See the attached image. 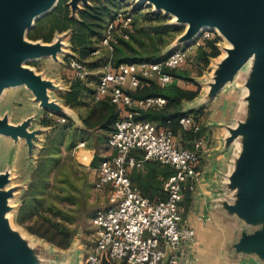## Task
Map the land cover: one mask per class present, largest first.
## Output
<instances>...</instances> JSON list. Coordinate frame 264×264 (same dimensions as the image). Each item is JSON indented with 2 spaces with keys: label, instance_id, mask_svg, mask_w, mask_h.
<instances>
[{
  "label": "rangeland",
  "instance_id": "rangeland-1",
  "mask_svg": "<svg viewBox=\"0 0 264 264\" xmlns=\"http://www.w3.org/2000/svg\"><path fill=\"white\" fill-rule=\"evenodd\" d=\"M116 1V7L107 18L116 12H123L130 17L131 42L133 45H143L147 49L144 53L145 57L154 54L155 58L161 60L175 49L186 45L192 47L186 64L181 68L187 71L190 79L184 82L185 85H191L194 88L198 86L200 91L198 97L205 100L209 90L208 85L217 72L220 61L225 55V49L229 47V43L219 33L221 31L206 29L209 30L210 36L213 34L212 37H218L215 47L219 54L215 57L209 56L207 64L204 65L203 62L196 60L199 47L204 46V38L199 34L191 40L184 39L188 29L187 23L178 20L171 13L156 7L149 1ZM89 4L91 0H87L86 5ZM84 6L82 3L79 4L76 16ZM27 33L28 31L25 35L26 39L32 42L51 44L59 36L64 43L56 56L48 55L24 64L44 79L50 80L54 86L56 85V88L48 89L51 101L64 100L63 95L69 90L67 77L71 76L68 58L76 56L70 49L67 35L69 31L58 33L48 42L31 39ZM193 45L197 47L193 48ZM204 48L206 49V46ZM107 53H103L104 57L90 56L88 58L89 73L83 79L87 87L98 82L104 62L109 57ZM258 64L256 57H251L237 71L234 78L212 96L209 103L205 100L206 114L203 117L206 128H212V131L216 132L222 130L221 124L235 127L254 120L255 110L250 104L251 89L248 84L255 81L253 73ZM54 115L56 114L52 110L42 107L32 92L24 86L7 87L0 93V117L7 118L15 125L29 120L28 130L33 133L29 142L25 138L15 139L0 135V175L9 173L11 177L7 188L11 191V197L7 199L11 211H7V217L13 234L20 239L18 240L21 250L34 258L32 264H63L68 261L70 264H81L93 245L74 247L69 245L67 248H59L30 233L26 228L27 222L22 221L36 211H40L42 215L70 231L72 239L79 232L83 240L89 237L85 209L89 189L87 183L93 182L99 160L95 165H92V161L88 165L79 163L74 157V152L80 149L76 142L78 139L81 140L80 135H76L72 125L67 123L68 118L64 123H58ZM44 120L48 123L44 124ZM244 139V136H239L233 140V143L225 142L223 147L209 141L207 150L200 159V171L203 177L208 179L228 176L225 174L227 161L233 158L235 164L239 162ZM175 141L179 148H184L181 147L179 136H175ZM191 149L194 150L196 147ZM219 149L222 150V154L219 153ZM93 190L95 191L94 188ZM220 194L224 197L226 194L229 195V198L224 200L225 204L231 203L233 200L231 197L238 201L244 195V187L239 183V186H234L232 190L224 193L221 191ZM263 218L248 222L236 212L232 219L235 225L232 229L229 225V237L224 239L225 244L235 245L243 234L261 231L264 228ZM179 224L183 225V221L181 220ZM258 263L264 264V259H258ZM104 264H107V261Z\"/></svg>",
  "mask_w": 264,
  "mask_h": 264
},
{
  "label": "built area",
  "instance_id": "built-area-1",
  "mask_svg": "<svg viewBox=\"0 0 264 264\" xmlns=\"http://www.w3.org/2000/svg\"><path fill=\"white\" fill-rule=\"evenodd\" d=\"M130 33V17L123 12L112 14L105 21L99 47L93 55H98L101 49L111 53L118 40L128 39ZM199 34L203 38L210 37L206 29ZM191 48L186 45L175 49L157 61L120 63L116 67L105 64L94 90V101L107 95L119 107L157 109L164 106V97L134 98L128 91L138 87L140 77L155 79L161 86L172 83L173 77L164 69L184 64ZM68 66L79 79H84L89 73L76 56L68 58ZM54 117L58 123L66 121L64 116ZM179 124L184 130H200V125L191 115L182 116ZM202 143V139L196 141L197 149ZM107 145L113 154L99 162L94 189L108 191L109 205L93 218L97 238L82 264H104L107 258L119 264H186L189 261L187 247L194 246L196 232L179 224L180 205L184 187L193 190L195 185L198 150L179 148L169 128L157 129L152 121H135L130 116L120 117L115 122L107 137ZM133 150L143 152L141 160L135 158ZM150 159L173 168L164 182L165 199L154 202L146 200L127 175L128 169L139 167L142 161Z\"/></svg>",
  "mask_w": 264,
  "mask_h": 264
},
{
  "label": "water",
  "instance_id": "water-1",
  "mask_svg": "<svg viewBox=\"0 0 264 264\" xmlns=\"http://www.w3.org/2000/svg\"><path fill=\"white\" fill-rule=\"evenodd\" d=\"M54 1L0 0V93L7 87L24 86L42 107L62 116L56 100L51 101L48 93V89L56 88V85L22 64L27 58H31L29 62L48 55L54 57L61 50L64 43L59 36L51 44L32 42L25 36L37 19L54 9L59 0L53 4ZM142 1H149L188 23L184 37L186 40L193 39L192 36L202 24H209L217 26L221 36L229 43L208 85L205 100H210L231 81L251 57L258 60L259 64L253 73L255 81L248 84L251 89L250 104L255 110L254 120L228 128V143L239 136L245 137L239 162H234L228 177L229 190L241 183L244 195L238 201L231 197V203L225 204L224 201L221 206H224L227 214L233 216L238 212L248 222L259 220L264 217V0ZM81 3L86 6L87 0L68 1L71 16L76 17ZM42 11V14L35 16ZM29 123L28 120L15 125L7 118L0 117V135L25 138L29 142L33 137V133L28 130ZM10 182L9 173L0 175V264H32L34 258L21 250L20 239L13 234L8 217L3 216L4 212L11 211L7 203L11 197V191L7 189ZM231 248L235 254L253 255L256 260L264 259V228L255 233L243 234L238 243L231 244Z\"/></svg>",
  "mask_w": 264,
  "mask_h": 264
},
{
  "label": "crops",
  "instance_id": "crops-1",
  "mask_svg": "<svg viewBox=\"0 0 264 264\" xmlns=\"http://www.w3.org/2000/svg\"><path fill=\"white\" fill-rule=\"evenodd\" d=\"M196 47L197 45H193V48ZM134 71L137 72V69L134 68ZM173 83L182 88L195 89L193 86L191 87V85H185L184 80L175 79L173 80ZM96 85L97 82L91 87L88 85V90L84 91L74 105L66 104L64 100L60 102L56 101L62 111V116L69 119L67 123L72 125L76 135H80L81 137L80 139L82 142H80L81 140L79 139L76 141L78 143L77 147L80 149L75 150L74 157L79 163L85 165L91 163L95 156L98 160H100L101 158L109 157L113 154V151L106 144V139L111 131L104 130L101 126L87 128L82 122V118L88 114L90 107L92 106L91 93L95 90ZM199 94L200 91H198V94L191 100H180L177 107L169 109L168 114L180 111L186 115L193 116V111L200 109L204 110L205 100L204 98H199ZM207 102L209 103L210 100ZM117 108L119 110L120 117L130 116L133 119L140 111L146 110L136 109L129 106H121ZM205 114L206 113L204 112V115ZM203 116L199 117L201 134L196 138V140H194L192 146V148H194V146L196 147V141L198 139L203 140L202 145L198 149L196 147L199 153V160L197 164L198 175L194 179L195 185L193 190H189L187 187H184L182 201L184 204L181 203L180 205L181 220L183 221V225L193 228L196 232L194 246L187 245V256L189 261L186 264H259L258 260L255 259V256L235 254L231 245L225 244L224 239L229 237V225L232 229L235 222L232 220L233 216L229 213L228 215L223 208L224 206H221L224 200L229 198V195L226 194L224 197L220 193L221 191L224 193L231 189L229 188L230 179L228 177L234 168V159L230 158L227 161L225 174L228 176H218V178L208 179L204 178L202 172L200 171V159L203 157V153L206 152V146L209 141L214 142L216 146L220 145V147H223L225 142L227 143L229 135L228 128L233 126L229 124H221L222 126L220 127L222 130L214 132L212 131V128L209 129L205 127V119ZM80 143H83V145L80 146ZM231 143H233V141ZM132 153L138 160H141L143 157L141 156L143 155L141 150H133ZM219 153L222 154L221 149H219ZM171 170L173 172V168L171 166L150 159L142 161L139 167L128 169L127 174L133 187L146 200L154 202L165 199L166 193L163 186L166 179L172 174L170 173ZM94 174L96 173L94 172ZM186 188L189 191L188 200H186L185 195ZM87 198L86 216L88 218L86 220V225L89 226V237L83 240L80 232L75 234L70 243L73 247L76 245L95 244L97 238V227L93 224V218L98 211L106 209L109 205L108 191L105 189L103 191H94L92 187L88 189ZM91 249L89 251H91ZM106 261L107 264H119L117 261H112L109 258L105 260V263ZM63 264H70V262L68 261Z\"/></svg>",
  "mask_w": 264,
  "mask_h": 264
},
{
  "label": "trees",
  "instance_id": "trees-1",
  "mask_svg": "<svg viewBox=\"0 0 264 264\" xmlns=\"http://www.w3.org/2000/svg\"><path fill=\"white\" fill-rule=\"evenodd\" d=\"M68 0H60L57 6L48 14L37 19L28 30V37L31 39H41L45 42L51 41L52 38L61 32L69 31L68 39L70 49L75 53L76 58L81 61L87 69L88 58L91 56L104 57L105 49H101L98 55H93L95 49L99 47V40L102 37L104 24L108 14L116 7V0H91V4L84 6L77 12V16H71ZM213 36V34H212ZM204 38V46L199 47L196 60L201 61L204 65L208 62V57H215L219 54L215 47L218 37ZM132 34L128 39L120 38L114 46L109 57L104 64L110 63L112 67L118 66L120 63H137L140 61H157L154 54L145 57L147 49L143 45H133L131 42ZM135 39V38H134ZM206 46V49L204 48ZM108 54V53H107ZM190 54V53H189ZM189 56V55H188ZM188 59V57H187ZM187 60L184 64H186ZM103 64V65H104ZM184 64L183 67H184ZM102 65V66H103ZM182 65L174 69H164L171 74L173 80H190L186 70L181 69ZM89 71V69H88ZM67 77L69 81V90L63 95L66 104L74 105L78 98L88 90L85 80L74 76ZM99 78V77H98ZM99 80V79H98ZM198 86L195 89L182 88L173 82L161 86L155 79H145L140 77L138 87L129 90L128 93L134 98H146L149 96H161L166 99V104L157 109H146L134 116L135 121H152L156 124L157 129L169 128L174 136L180 138L181 147L191 149L194 140L201 134V130L194 132L192 130H184L179 124V119L186 115L183 112H175L168 114L172 107H177L180 100H191L198 94ZM92 106L86 116L82 118V122L87 128L101 126L104 130H113L115 122L120 118L117 105L110 101L109 96L104 95L97 101H94V91L91 93ZM167 114V115H166ZM194 120L199 124V117L204 115V110L193 111ZM44 124L48 121L44 120ZM107 144V139H106ZM133 154V153H132ZM143 156V155H141ZM107 157L101 158L99 162ZM95 156L92 165L97 163ZM98 162V163H99ZM98 165V164H97ZM172 173V170L170 171ZM128 175V174H127ZM89 189L94 188V182L87 183ZM188 189H185L186 200H188ZM87 209V206L85 207ZM84 209V210H85ZM49 211V210H48ZM27 222L28 231L50 244L59 248H67L71 243V232L61 225L57 224L51 218L42 215L40 211H36L30 217L23 219Z\"/></svg>",
  "mask_w": 264,
  "mask_h": 264
},
{
  "label": "bare ground",
  "instance_id": "bare-ground-1",
  "mask_svg": "<svg viewBox=\"0 0 264 264\" xmlns=\"http://www.w3.org/2000/svg\"><path fill=\"white\" fill-rule=\"evenodd\" d=\"M55 1H56V0H55ZM55 1L53 2V4L55 3ZM53 4H52V5H53ZM43 12H44V11H42V12L36 14L35 16H38V15L42 14ZM35 16H34V17H35ZM175 18H176V17H175ZM186 25H188V23H187ZM205 29H215V30L220 31V29H219L217 26H215V25L202 24V25L196 30V32L194 33V35H193L192 37H196L197 35H199V33H201V32H202L203 30H205ZM187 41H188V40H187ZM224 54H225V53H224ZM29 59H31V58H27V59H25V60L22 62L23 66H24V64L27 63V61H28ZM19 85H20V84H19ZM7 214H8V212H4L3 216H4V217H7Z\"/></svg>",
  "mask_w": 264,
  "mask_h": 264
}]
</instances>
